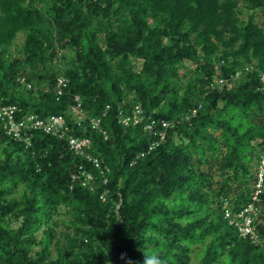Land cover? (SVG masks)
Segmentation results:
<instances>
[{
	"label": "trees",
	"instance_id": "trees-1",
	"mask_svg": "<svg viewBox=\"0 0 264 264\" xmlns=\"http://www.w3.org/2000/svg\"><path fill=\"white\" fill-rule=\"evenodd\" d=\"M240 1L0 0V104L44 118L79 96L101 118L73 126L86 154L42 130L27 145L0 120V264H125L143 244L164 264H264V0ZM136 105L142 122L122 124ZM151 119L171 123L153 148ZM80 165L94 190L73 179ZM250 204L258 244L225 216Z\"/></svg>",
	"mask_w": 264,
	"mask_h": 264
},
{
	"label": "built area",
	"instance_id": "built-area-1",
	"mask_svg": "<svg viewBox=\"0 0 264 264\" xmlns=\"http://www.w3.org/2000/svg\"><path fill=\"white\" fill-rule=\"evenodd\" d=\"M238 74L236 75V77ZM260 77V90L264 93V71L259 74ZM219 84H224L225 80L220 79ZM57 94L62 95L64 89L67 87V80L64 77H60L57 81ZM75 103L71 106L68 114H51L47 117H39L35 114H29L23 119H18V113L20 109L17 105H1L0 104V120L6 132L19 140H23L27 145L30 144L29 132L31 130H42L45 134L53 137H57L62 140H67L70 148L78 154H86L87 148L91 144V140L86 137H78L72 133L73 126L79 127L85 120H90L91 127L97 129L100 126V117H89L88 113L84 110L82 102L79 96L74 99ZM195 112V111H194ZM145 113L143 109L136 105L132 115L125 116L120 113V122L124 125H129L130 122L137 124L142 122ZM171 126V123L165 120L161 121V129L156 130L157 121L151 119L145 124V130L149 133H156L158 139L151 145L153 148L156 144L165 140L167 129ZM89 161L92 162L94 167L104 173V168L101 160L98 157H92L86 155ZM264 177V154L262 156L259 173L257 189L253 195V200L259 199L258 195L261 192L262 182ZM73 179L78 181L83 187H88L90 190L95 188V176L86 169L83 165H80L78 171L74 174ZM106 183L107 180H104ZM104 199V194L101 195ZM258 208L254 204L248 205V207L241 212L232 214L228 210L225 212L226 218L229 219L230 224L234 225L241 236L249 237L255 244L261 242L260 235L256 229V217L258 215Z\"/></svg>",
	"mask_w": 264,
	"mask_h": 264
},
{
	"label": "rangeland",
	"instance_id": "rangeland-1",
	"mask_svg": "<svg viewBox=\"0 0 264 264\" xmlns=\"http://www.w3.org/2000/svg\"><path fill=\"white\" fill-rule=\"evenodd\" d=\"M244 4H245V1L241 0L240 1L241 10L245 12ZM245 17H247V16L245 15ZM255 18H256V21H258V22L263 21L264 17H263L262 12L261 11H257L256 15H255ZM22 37L23 36L20 34L19 37L14 42V47L17 50L21 48V44H22V41H23ZM190 67L192 68L193 65H190ZM68 218H69V216L67 214H65V209L62 208V207L59 209V214H56L54 216V220H58V221H61L62 219H68ZM11 225H12L13 228H16L17 226L20 225V220H16V219L12 220ZM64 232H65V227H62V226L55 227V235H56V237L54 238L53 243L51 245V250H52L53 257L56 256V250L54 248L55 247L54 243L58 239H60L61 242H63V233ZM37 235H38V237H40L41 236V232H38ZM38 250H40L39 246L34 248V251H38Z\"/></svg>",
	"mask_w": 264,
	"mask_h": 264
},
{
	"label": "clouds",
	"instance_id": "clouds-1",
	"mask_svg": "<svg viewBox=\"0 0 264 264\" xmlns=\"http://www.w3.org/2000/svg\"><path fill=\"white\" fill-rule=\"evenodd\" d=\"M137 251L141 254L140 261H133L128 257L127 253H122L120 259L125 262V264H164V261L160 258L159 254L150 251L149 248L143 244L139 247ZM106 264H112L111 260L106 261Z\"/></svg>",
	"mask_w": 264,
	"mask_h": 264
}]
</instances>
